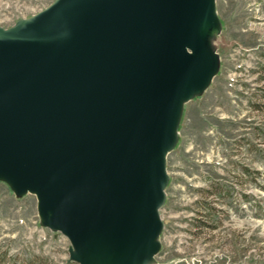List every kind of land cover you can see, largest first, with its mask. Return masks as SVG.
I'll list each match as a JSON object with an SVG mask.
<instances>
[{"label": "water", "instance_id": "1", "mask_svg": "<svg viewBox=\"0 0 264 264\" xmlns=\"http://www.w3.org/2000/svg\"><path fill=\"white\" fill-rule=\"evenodd\" d=\"M216 0H53L0 25V180L78 264H152L184 105L219 69Z\"/></svg>", "mask_w": 264, "mask_h": 264}, {"label": "rangeland", "instance_id": "2", "mask_svg": "<svg viewBox=\"0 0 264 264\" xmlns=\"http://www.w3.org/2000/svg\"><path fill=\"white\" fill-rule=\"evenodd\" d=\"M52 1L0 0V25ZM216 9L219 69L184 105L152 264H264V0H216ZM69 246L40 223L34 194L0 180V264H78Z\"/></svg>", "mask_w": 264, "mask_h": 264}, {"label": "trees", "instance_id": "3", "mask_svg": "<svg viewBox=\"0 0 264 264\" xmlns=\"http://www.w3.org/2000/svg\"><path fill=\"white\" fill-rule=\"evenodd\" d=\"M262 79L264 78V75H262V77H261ZM211 210V209H210ZM199 220H202L201 218L199 219Z\"/></svg>", "mask_w": 264, "mask_h": 264}]
</instances>
